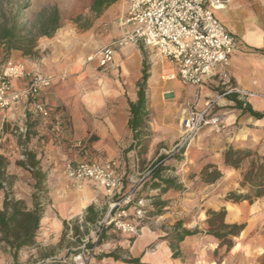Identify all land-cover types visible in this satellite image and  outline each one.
<instances>
[{"label":"crops","instance_id":"crops-1","mask_svg":"<svg viewBox=\"0 0 264 264\" xmlns=\"http://www.w3.org/2000/svg\"><path fill=\"white\" fill-rule=\"evenodd\" d=\"M127 2L128 0H116L98 13L89 8L93 18L84 28H66L59 23L58 29L51 37L38 39L42 40L41 49H47V53L40 55L36 60L26 58L18 51H12L6 56L27 71L40 72L52 78L51 85L39 94L37 101L45 104L53 114H58L62 121L59 136L55 137L48 130V141L43 144L40 140L37 148L44 155L42 159L40 153L38 155L43 171L47 170L48 165L57 166L58 158L63 159V165L62 173L60 168H56L53 173L47 171L46 189L49 190L50 205L44 208L40 219L36 245L25 249L33 251L38 246L57 245L65 233L64 224L76 217L82 221L88 207H92L98 216L108 213L104 193L94 185L83 181L77 189L72 188L73 185L63 173L64 161L67 158L98 162L122 159L125 166L124 178L129 170V173H132L130 178L133 179L137 172L143 173L150 165L147 163L161 155L167 146L173 150L181 142L182 130L178 135V130L172 128L175 127L178 114L182 121L189 112L202 111L205 104L211 102L214 114L221 119V132L214 133L210 127L202 130L184 150L183 161L176 164L174 173L180 179L178 184L187 190L193 182L200 181L202 171L209 165L215 166L222 176L212 184L200 183L197 191L183 194L182 201H171L179 196V193L171 190L161 195L160 200L166 206L161 213L150 219L141 234L135 238L119 234L111 228L105 229L99 244L90 249L88 263L131 264L126 260H137L138 264H214L218 259L213 255L226 250L224 247L218 248L217 241L204 234L206 211L224 208L225 223H239L235 209L247 205L246 202L233 204L224 201L228 191L223 193L221 187L225 183L231 184L238 171L224 168L221 154L227 147L232 146L256 150L264 155V117L256 119L241 113L228 98L230 94H225L230 88L251 93L252 97L233 95L243 104H248L254 112L264 113V0H233L223 9L213 12L225 30L234 37L236 46L227 66L218 71L223 73L224 77L221 79L216 75L207 78L200 87L182 85L167 61L141 46L118 49L111 68L105 71L98 68L94 54L120 35V22L125 14ZM78 61H83L87 67L76 75L74 71L77 70ZM144 65L148 68L144 87L146 116L137 133L139 137L147 114L152 111L156 118L161 120L157 118L158 121L154 120L152 124L160 132V136L154 135L148 139L146 145L141 143L130 149L134 132L128 124V103L135 104L137 101V83ZM158 65L160 69L156 70ZM96 72L100 74L97 75ZM91 79L97 80L98 84L91 87ZM74 81H83L86 85L73 91L71 84ZM26 83L25 79L16 80L13 82V88L16 91L21 90ZM168 83H172V87H168ZM167 96L181 104L180 110L169 105L165 100ZM31 109V103L21 99L11 103L7 110H0V155L4 156L5 149L2 148L7 149L12 145L5 141L7 125H21L19 131L23 135L26 125L31 119H35L31 115ZM44 123L51 128V120ZM38 131L36 128V132ZM84 137H92V140L90 144L86 143L83 150L69 147L70 143L80 141L79 138ZM136 167L138 171L135 170ZM6 171L9 175L18 173L13 164H8ZM190 173L196 175L193 181L187 179L186 185V175ZM59 175L61 178L54 180L59 178ZM122 188L127 189L124 181ZM148 195L154 196L156 191H149ZM2 200L3 195L0 192V209ZM258 200L263 201L264 197ZM168 204L172 206L173 211L163 212L169 209ZM196 206L200 208L194 212ZM179 223L182 229H197L199 233L185 237L178 243L179 256L173 258L168 236ZM92 226L86 224V227ZM243 232L245 228L241 233ZM94 237L90 238L92 244L98 238L97 235ZM237 239L239 240V237ZM249 244L250 240L236 242L229 249L231 255L245 251ZM50 254L53 253L42 257L46 260ZM108 254H113V257H106Z\"/></svg>","mask_w":264,"mask_h":264},{"label":"built area","instance_id":"built-area-1","mask_svg":"<svg viewBox=\"0 0 264 264\" xmlns=\"http://www.w3.org/2000/svg\"><path fill=\"white\" fill-rule=\"evenodd\" d=\"M231 1L233 0H128L120 22V35L94 54L98 68L101 71L111 68L118 49L141 46L167 61L182 85L200 87L205 79L216 75L222 79L224 75L218 71L227 66L236 43L213 12L223 9ZM20 79H25L27 83L16 91L13 82ZM51 82V77L27 71L11 60L0 62V110L5 111L11 103L25 99L32 105L31 115L44 122L51 120L52 134L59 136L62 129L61 117L37 101L39 94ZM225 94L253 96L231 88ZM213 110V103L208 102L202 111H191L182 119V140L173 151L181 147L185 150L205 128L210 127L215 133L221 132V119ZM69 147L83 150L86 143L72 142ZM124 168L122 159L98 162L67 158L64 161L63 173L74 187L88 181L104 193L108 213L93 225L97 236L109 227L115 232L137 237L144 227L143 221L151 209V200L137 198L130 190L123 191ZM135 170L138 171V167ZM150 171L151 165L143 173L137 172L139 181L147 178ZM81 255L84 253L73 257L75 264L81 259ZM58 261L66 264L65 259Z\"/></svg>","mask_w":264,"mask_h":264},{"label":"trees","instance_id":"trees-1","mask_svg":"<svg viewBox=\"0 0 264 264\" xmlns=\"http://www.w3.org/2000/svg\"><path fill=\"white\" fill-rule=\"evenodd\" d=\"M116 0H93L91 11L98 13ZM59 14L56 8L45 9L38 17L30 22L25 23L22 20V11L17 8L14 11L4 8L0 5V49L4 56L12 51H18L24 57H37L36 43L41 37H51L58 29ZM148 68L143 66L141 77L137 83V101L135 104L128 103L130 119L129 127L133 133V143L130 149L136 148L138 144L137 129L141 127L145 114V94L144 87L148 78ZM228 98L233 101L234 108L240 110L241 113L248 114L253 118L261 119L264 113L254 112L248 104L236 99V96L230 94ZM34 119H31V121ZM24 142L29 139V130L22 135ZM22 159L16 162V165L26 170L33 179L32 186V207L27 208L22 200L15 199L11 193L12 176L6 171L8 162L3 155H0V192L3 195L2 206L0 209V244L8 248L13 261H16L19 252L22 249L33 247L36 245V239L39 231V222L44 212V204L42 199L46 198L47 190L45 187L46 173L42 171L37 155L22 147ZM184 148L181 147L170 154L159 155L151 164V171L146 180L142 183L148 191H156V195L149 196L151 199V210L148 211L146 219L150 216L159 214L166 206L160 201L161 195L169 190L180 191L176 178L164 177V173L175 172L176 164L183 161ZM222 165L224 168L238 171L242 165L246 163L245 168L240 172V182L238 189L229 192L224 201L233 204L246 202L251 205L255 200L264 197V155L256 150L227 147L221 154ZM171 163H168V162ZM141 165L140 162H138ZM221 172L213 165L206 167L200 177V183L203 185L212 184L221 177ZM204 234L212 237L217 241L218 248L224 247L229 250L236 243V238L244 230L242 223H225L226 210L221 208L218 211H206ZM101 219L94 213L92 207L86 209V215L82 220V225H94ZM65 226V224H64ZM173 232L168 236L169 248L172 257L177 258L179 252L177 244L185 237L195 235L197 229L193 231L182 229L176 224ZM75 228L74 230L77 232ZM78 233V232H77ZM103 233H101L94 244L88 245L91 249L94 245H98ZM81 251H75L73 254H80ZM106 257H113L108 254ZM115 258V257H114ZM127 263L138 264L137 260H126ZM261 264H264V252L262 254Z\"/></svg>","mask_w":264,"mask_h":264},{"label":"rangeland","instance_id":"rangeland-1","mask_svg":"<svg viewBox=\"0 0 264 264\" xmlns=\"http://www.w3.org/2000/svg\"><path fill=\"white\" fill-rule=\"evenodd\" d=\"M93 0H0V5H2L4 8L14 11L15 9L19 8L22 11V20L25 23H30L34 21L38 15L44 11L45 9L50 8H56L59 14L60 21L59 23L63 25L66 28H73V27H79L84 28L89 25L91 22L93 16L90 14L89 8ZM126 1V0H125ZM42 40H37L36 43V50H37V57L35 58H29L30 60H36L40 55H45L47 53V49H41ZM38 46H40L38 48ZM146 57V56H145ZM4 60H10L6 56H4L3 52L0 49V62H3ZM147 60V58H146ZM86 64H84L83 61L77 62V70L74 71V73L77 75L78 73L83 72V70L86 68ZM156 70L160 69V66L155 67ZM95 74L99 75V72H96ZM98 84L97 80L91 79L90 86L93 87ZM86 84L82 82H76L74 81L71 84V88L73 91L78 90L80 87L85 86ZM168 87H172V83L167 84ZM165 100L169 102L170 106L173 107V109L180 110L181 104H179L177 101H174L171 99V96L165 97ZM150 104V101H149ZM175 107V108H174ZM158 118V117H157ZM156 118V115L154 112L150 111L147 114L146 120L144 123V127L142 128V131L140 132V136L138 137V144L146 145L149 138H151L154 135H159L160 132L157 131V128L152 124L154 120L157 122L158 119ZM160 120V119H159ZM161 121V120H160ZM149 125H148V123ZM181 116L178 114L175 118V127L178 130V135L181 130ZM29 130V139L24 142V139L22 138V134L19 131V128L22 127L21 125L17 124H11L7 125V137H6V143H10L11 147L2 148L4 150V157L6 158L9 165H14L16 169L18 170L17 174H12V185H11V193L14 196L15 199L22 200L27 208L32 207V200H31V194H32V186H33V179L31 178V175L22 168L18 167L16 165V162L22 159L21 153H22V147L25 146V148L29 151L34 152L37 155V159L40 160L43 158V153H40L37 148L40 144V140L43 141V144H45L48 141L49 131L52 130L48 127L47 124L44 123L41 119L35 118L34 120L30 121L29 124L26 125ZM36 128L39 129L38 132H36ZM215 133V132H214ZM145 137V138H143ZM77 140V139H76ZM80 142L88 143L90 144L92 137L86 138L84 137L79 138ZM1 147V146H0ZM168 147V148H167ZM166 150L163 152V155L170 154L173 150L170 146H167ZM159 147H157L158 149ZM74 149V148H72ZM157 149L155 152H157ZM37 151V152H36ZM170 151V152H169ZM40 153V157L38 156ZM155 159L152 161H149L147 164L151 165ZM57 166L54 164L48 165L47 170L45 169L43 172L46 173V179H47V171L52 172L56 170V168H60L62 173V165H63V159L58 158L56 160ZM246 163H244L240 170H238L237 173H235V177L231 184L225 183L224 186L221 187V191L223 193L227 192L226 195L231 192L238 189V184L240 182V172L245 168ZM41 167V166H40ZM42 169V167H41ZM61 175V174H60ZM55 178L54 180H59L61 177ZM196 174L190 173V175H186L185 183L187 184V179L194 178ZM63 176V175H62ZM132 176V173H129V170H127V179L124 178V184L127 185V189H123L124 192L127 191H133L135 197L142 198V199H148L149 197V191L145 189L142 183L146 182L147 178L143 179L142 181H139L140 176H135L133 179L130 178ZM164 177H170V178H176L177 182L180 181V179L175 176L174 172L164 173ZM192 176V177H191ZM234 176V175H233ZM191 177V178H190ZM46 179H45V187H46ZM181 187L182 185L179 184ZM200 187V181L198 183L193 182V185L188 188H182L180 191L171 190L174 193H179V196L177 199L171 200L173 202L182 201L184 196L183 194L189 193L191 191H197L196 189ZM74 189H77V187H72ZM47 190L46 198L42 199V203L44 204V208H47L49 203V190ZM151 200V199H150ZM161 201V200H160ZM151 202V201H150ZM162 202V201H161ZM243 205L245 207H236L235 211L237 213L236 217L239 223L244 224L245 232L241 233L239 235V240L237 239L236 242L239 241H248L250 240L249 247L245 249V251L241 252L238 255H231L230 250H226L222 253L214 254V258L218 259L215 263L216 264H261L262 261V250H264V200L259 201L258 199L255 200L251 205ZM169 209H165L163 212H172L171 205L168 204ZM200 206H196L194 209V212H196ZM151 210V209H150ZM161 213V212H160ZM158 215V214H156ZM156 215L150 216L148 219H144L143 224L144 227L148 224L150 219ZM103 216H101V219ZM68 223V225H67ZM64 226L65 233L62 234L60 241L57 245L51 246V245H44V246H38L35 248V250L31 251L22 249L19 252L18 258L16 261H13L11 258L10 253L8 252L7 248L3 245H0V264H62L59 263L58 259H65L66 264H75L73 261V257L77 254H73L75 251H81L84 253V255H81V259L77 260V264H89L88 260L90 258V249L88 248V245L92 244L90 243V238L94 239V227H85L82 225V221L80 219L73 218L69 220ZM143 227V228H144ZM77 228V232L74 230ZM109 228V227H108ZM107 228V229H108ZM70 232V233H69ZM118 233V232H117ZM120 234V233H119ZM141 234V233H140ZM97 235V233H96ZM91 236V237H89ZM135 238V237H134ZM95 242V241H93ZM256 248V249H255ZM25 252V253H24ZM53 253L49 255V258L44 260L45 257H42L46 254ZM93 252V250H92ZM262 252V253H261ZM230 256V257H229ZM55 259V260H54Z\"/></svg>","mask_w":264,"mask_h":264},{"label":"bare ground","instance_id":"bare-ground-1","mask_svg":"<svg viewBox=\"0 0 264 264\" xmlns=\"http://www.w3.org/2000/svg\"><path fill=\"white\" fill-rule=\"evenodd\" d=\"M256 249V248H255Z\"/></svg>","mask_w":264,"mask_h":264}]
</instances>
